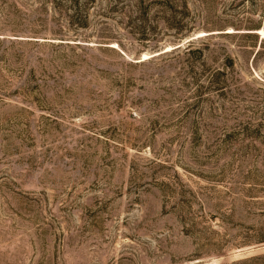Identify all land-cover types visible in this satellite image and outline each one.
Masks as SVG:
<instances>
[{"label": "rangeland", "instance_id": "1", "mask_svg": "<svg viewBox=\"0 0 264 264\" xmlns=\"http://www.w3.org/2000/svg\"><path fill=\"white\" fill-rule=\"evenodd\" d=\"M74 2L0 0V264H264V0Z\"/></svg>", "mask_w": 264, "mask_h": 264}, {"label": "trees", "instance_id": "2", "mask_svg": "<svg viewBox=\"0 0 264 264\" xmlns=\"http://www.w3.org/2000/svg\"><path fill=\"white\" fill-rule=\"evenodd\" d=\"M74 4H75V7H76V14L75 15H77V17L74 19L75 20L74 22H76L77 26L81 27L84 24L83 19L84 20H86V19H85V17L82 18V16H80V7H79L78 0H75Z\"/></svg>", "mask_w": 264, "mask_h": 264}, {"label": "bare ground", "instance_id": "3", "mask_svg": "<svg viewBox=\"0 0 264 264\" xmlns=\"http://www.w3.org/2000/svg\"><path fill=\"white\" fill-rule=\"evenodd\" d=\"M260 34L263 35V31H261ZM169 49H170V48H167L166 51L169 50ZM146 59H148V57L144 55V56H143V60H146Z\"/></svg>", "mask_w": 264, "mask_h": 264}]
</instances>
